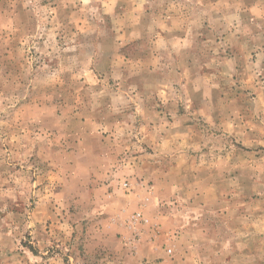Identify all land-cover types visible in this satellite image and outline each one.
Listing matches in <instances>:
<instances>
[{
  "label": "rangeland",
  "instance_id": "rangeland-1",
  "mask_svg": "<svg viewBox=\"0 0 264 264\" xmlns=\"http://www.w3.org/2000/svg\"><path fill=\"white\" fill-rule=\"evenodd\" d=\"M263 7L0 0V264H264ZM215 9L231 48L193 49L199 71L174 84L203 109L190 112L195 143L151 159L153 128H139L127 94L144 87L151 103L168 71L141 77L138 61L151 64L168 13L199 27ZM136 211L146 222L129 226Z\"/></svg>",
  "mask_w": 264,
  "mask_h": 264
},
{
  "label": "crops",
  "instance_id": "crops-1",
  "mask_svg": "<svg viewBox=\"0 0 264 264\" xmlns=\"http://www.w3.org/2000/svg\"><path fill=\"white\" fill-rule=\"evenodd\" d=\"M264 10V7L261 8ZM206 17L203 16L202 24L199 27H193L190 19L184 20L180 19L181 15H170V13L167 14V23L166 25L157 26L156 32L158 33L156 40H152V50H151V64H148L143 67V62L138 61L140 65V71L137 74H140L141 77L144 74V71L149 70L152 74H159L164 75L165 71H168V74L165 78H162L164 80V84L162 86H165L166 88L160 87V83L154 85L150 90L152 91V99L151 103L144 102V98L142 96L144 95V87L142 88H136L131 91L132 94H127L128 96H133L134 101V111H131L133 114V118H136V121L138 122L139 128H147L152 129L153 128V136L155 137L151 143L159 146V149L157 148L154 152L149 153L151 159H166L176 158L175 153L171 152L170 156H162L163 147L166 146V144H175L182 142L183 144H186L188 149H184L187 153H189V150L191 149V144L195 143L191 140V130L198 129L199 126L198 123L194 122L191 118L190 112H196L200 116L201 111L203 110L200 106L193 107L194 105L188 104L189 101V93H188V87L185 91L179 90L178 88H175L174 84L178 83L181 85H186L188 83V77L187 73L192 69V65L194 69L199 71V63L201 62L199 59L200 57L197 56L194 57L192 54V50L200 47H208L210 49H215L219 51V49L230 47L232 46V42L230 43L227 41L226 38H224V25L222 23V13L220 10H216L213 12V15L217 16L218 19H212L211 13L204 12ZM264 13V12H263ZM181 23L179 24V21ZM208 21L210 23L205 24L204 21ZM170 22V23H169ZM172 23H175L176 25H172ZM226 32V31H225ZM230 34V33H229ZM140 36V37H139ZM144 38L143 35H138V37L124 39L120 43H126L130 42L131 40H137ZM162 38H164V41L162 42V45H159L161 43ZM236 38H238L236 36ZM158 44V46L155 49V44ZM154 44V47H153ZM260 44H255L252 46H258ZM151 47V45H149ZM123 47V46H122ZM120 47V56L123 59H127V56L123 53V49ZM213 51V52H216ZM165 55L167 58L163 61V56ZM231 62V59H229ZM190 67V68H189ZM142 72V73H140ZM137 75V76H140ZM112 77V75H111ZM170 79V80H166ZM167 87H170V90L168 91ZM150 91V92H151ZM171 94V95H170ZM218 96H221L222 93L216 94ZM188 96V97H187ZM169 98V100L167 99ZM176 100L178 104L179 101H184V105H182V108L179 109L178 105L175 107H172V101ZM207 102V100H206ZM208 103H210V100H208ZM215 106L216 101H215ZM150 115L152 118L144 117L145 114ZM158 121V123H156ZM114 124V123H113ZM120 124V123H119ZM106 125V124H105ZM129 124H125L124 126H128ZM197 125V126H196ZM116 126V125H115ZM123 126V124L121 125ZM123 126V127H124ZM134 126L133 123L131 124V127ZM111 128V126H109ZM122 127V128H123ZM178 127L183 132V137L176 139H170L168 129ZM171 136V135H170ZM200 143V142H196ZM172 149V148H171ZM169 264H178L175 260H169Z\"/></svg>",
  "mask_w": 264,
  "mask_h": 264
},
{
  "label": "built area",
  "instance_id": "built-area-1",
  "mask_svg": "<svg viewBox=\"0 0 264 264\" xmlns=\"http://www.w3.org/2000/svg\"><path fill=\"white\" fill-rule=\"evenodd\" d=\"M127 185L128 182L126 181L122 182L123 187H126ZM128 221H129V226H138L141 225V223L146 222V219L143 217V215H141V212L136 211L129 216ZM168 251H170V249H168Z\"/></svg>",
  "mask_w": 264,
  "mask_h": 264
}]
</instances>
